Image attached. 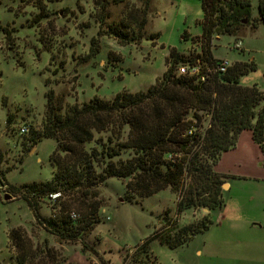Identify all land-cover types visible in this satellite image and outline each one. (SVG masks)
Here are the masks:
<instances>
[{"label": "rangeland", "instance_id": "obj_1", "mask_svg": "<svg viewBox=\"0 0 264 264\" xmlns=\"http://www.w3.org/2000/svg\"><path fill=\"white\" fill-rule=\"evenodd\" d=\"M249 1L250 15L239 31L211 37L206 45L202 0H150L143 38L122 45L110 28L136 29L133 20L145 0H0V264H19L22 256L23 264H176L185 249L170 250L151 240L154 232L163 228L164 219L175 218L179 229L208 217L199 209L176 215L180 192L172 189L128 199L127 180L107 179L97 188L94 228L75 240L52 234L50 221L83 212L68 197L56 203L43 198L36 219L23 187L52 178L50 158L57 143L35 140L44 127L49 95L63 114L95 98L109 101L122 92H145L166 71L172 49L184 60L207 48L212 58L231 65L252 61L255 69L239 83L264 90V24L258 13L264 0ZM237 39L242 50L231 49ZM24 126L29 133L21 135ZM6 195L10 200H4ZM209 218L215 221L214 215ZM11 233L22 238L24 247L13 245ZM145 242L146 251H138Z\"/></svg>", "mask_w": 264, "mask_h": 264}, {"label": "trees", "instance_id": "obj_2", "mask_svg": "<svg viewBox=\"0 0 264 264\" xmlns=\"http://www.w3.org/2000/svg\"><path fill=\"white\" fill-rule=\"evenodd\" d=\"M149 5L150 0H145L141 15L133 20L136 29L110 28L109 34L122 45L140 42ZM202 8L206 45L211 37L236 34L250 15L249 0H202ZM258 13L264 24L263 5ZM216 61L207 48L189 60L172 49L165 61L166 71L147 91L122 92L109 101L95 98L70 106L63 114L60 104L49 95L44 127L35 142L43 138L56 141L57 149L50 158L55 171L49 181L23 187L36 219L37 202L59 193L70 203L79 204L83 213L75 218L69 213L65 220L50 221V232L68 240L88 234L98 223L97 188L115 178L127 180L128 199L147 198L172 189L180 192L176 215L188 210L208 211V218L179 229L175 228V218L164 219L163 228L156 230L151 240L174 250L207 231L212 225L210 213L224 205L225 177L214 167L223 153L235 147L243 131L251 132L264 163V90L239 83L240 77L253 71L255 65L252 61L238 63L224 73H207ZM198 62L206 76L204 81L175 74L177 64L195 66ZM103 134L108 136L102 138ZM91 143L95 147L86 149ZM125 152L130 155L122 160ZM97 168L101 169L99 174ZM10 239L16 248L24 247L16 233H11ZM146 245L137 250L145 252ZM24 260L22 256L19 264Z\"/></svg>", "mask_w": 264, "mask_h": 264}, {"label": "crops", "instance_id": "obj_3", "mask_svg": "<svg viewBox=\"0 0 264 264\" xmlns=\"http://www.w3.org/2000/svg\"><path fill=\"white\" fill-rule=\"evenodd\" d=\"M214 171L225 177L224 205L210 213L215 221L207 231L174 249H185L176 264H264V163L250 131L239 135Z\"/></svg>", "mask_w": 264, "mask_h": 264}, {"label": "built area", "instance_id": "obj_4", "mask_svg": "<svg viewBox=\"0 0 264 264\" xmlns=\"http://www.w3.org/2000/svg\"><path fill=\"white\" fill-rule=\"evenodd\" d=\"M232 50H242V42L241 40H236L232 45ZM198 62L195 66H179L177 74L180 76H192V77H198L201 81L205 80V74L202 73L201 65ZM230 63L226 60H217L213 66L207 69V73L213 74V73H224L229 67ZM19 132L21 135H26L29 132V128L27 126H24L19 129ZM60 198L59 193H55L49 196V200L51 202H55ZM72 217L75 218V215L73 214Z\"/></svg>", "mask_w": 264, "mask_h": 264}, {"label": "water", "instance_id": "obj_5", "mask_svg": "<svg viewBox=\"0 0 264 264\" xmlns=\"http://www.w3.org/2000/svg\"><path fill=\"white\" fill-rule=\"evenodd\" d=\"M4 200H5V201L10 200V196L6 195V196L4 197Z\"/></svg>", "mask_w": 264, "mask_h": 264}]
</instances>
